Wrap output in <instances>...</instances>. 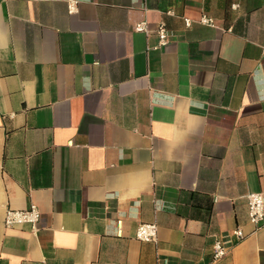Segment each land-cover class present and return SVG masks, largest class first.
<instances>
[{"label": "crops", "instance_id": "obj_1", "mask_svg": "<svg viewBox=\"0 0 264 264\" xmlns=\"http://www.w3.org/2000/svg\"><path fill=\"white\" fill-rule=\"evenodd\" d=\"M77 1L0 0V264H264V0Z\"/></svg>", "mask_w": 264, "mask_h": 264}, {"label": "built area", "instance_id": "obj_2", "mask_svg": "<svg viewBox=\"0 0 264 264\" xmlns=\"http://www.w3.org/2000/svg\"><path fill=\"white\" fill-rule=\"evenodd\" d=\"M26 1H42V0H26ZM68 12L76 11L77 0H66ZM200 21L204 24L215 26L213 18L202 15ZM186 25H190V20L185 19ZM136 31L148 32L145 23H139L135 26ZM158 46L168 42L167 30L163 23L157 29ZM248 205V219L253 226V231L264 227V192H250L246 195ZM40 219V210L38 206L31 203L23 209L7 208L3 218L5 227H11L16 224H28L35 230ZM136 238L146 242H156L158 236V225L156 222H142L137 226ZM245 236L243 230L239 227L232 229L224 236L218 237L213 242V258L218 259L227 253L229 245L233 242L232 237L240 240Z\"/></svg>", "mask_w": 264, "mask_h": 264}]
</instances>
